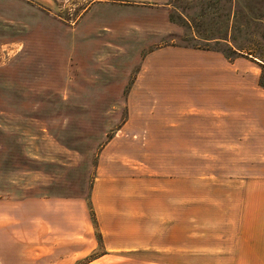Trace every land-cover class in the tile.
<instances>
[{
	"label": "rangeland",
	"instance_id": "1",
	"mask_svg": "<svg viewBox=\"0 0 264 264\" xmlns=\"http://www.w3.org/2000/svg\"><path fill=\"white\" fill-rule=\"evenodd\" d=\"M164 21L171 25L166 34ZM163 44L246 58L261 76L264 0H0V210L28 199L35 214L36 200L44 198L45 210L60 212L44 222L40 239L34 221L22 217V227L0 231V264H243L228 256L242 203L231 202L229 191L243 189V135L229 127L228 111H213L202 134L123 129L132 112L156 110L146 96L130 102L131 85L146 51ZM212 122L218 129L206 133ZM184 143L187 180L172 181L188 194L187 252L145 249L101 257L106 249L91 190L104 149L111 144L110 153L140 156V180L150 190L154 167L179 169V152L167 144ZM180 161L183 175V156ZM86 206L92 225L84 221ZM82 236L84 253L68 244ZM63 257L66 262H56Z\"/></svg>",
	"mask_w": 264,
	"mask_h": 264
},
{
	"label": "crops",
	"instance_id": "2",
	"mask_svg": "<svg viewBox=\"0 0 264 264\" xmlns=\"http://www.w3.org/2000/svg\"><path fill=\"white\" fill-rule=\"evenodd\" d=\"M141 1L165 4L169 0ZM163 25L164 34L171 31L170 24L164 21ZM146 52L131 85L130 102H140L146 96L148 103L157 104L156 110L146 116L132 112L123 129L126 127L133 135L143 134L145 129L148 134L159 135L202 134L205 119L214 118L213 111L227 110L229 127L239 129L243 135V189L229 191L231 202L242 200L238 204L237 233L229 236V261L264 264V87L260 84V67H254L246 58L230 60L225 53L214 49L163 44ZM140 90L145 94L140 95ZM160 103L165 109L163 113L157 110L161 108ZM214 127L218 129V122L208 125L210 130L206 133L213 134ZM111 146L108 144L101 155L98 176L91 190L97 227L106 249L101 257L145 249L187 252L188 194L186 187L182 191L172 181L179 179L180 185L182 176L183 182L187 180V144L170 147L167 144L169 149L179 152V169L156 171L154 167L150 190L140 180L137 163L142 160L140 156L133 155V159L125 152L110 153ZM28 202L24 199L19 208L0 210V231L16 223L22 227V217L34 221L31 223H35L37 239L42 238L44 222L53 221L54 215L60 214L59 208L52 206L45 210L44 198L37 199L34 214ZM10 215L19 218L9 223ZM83 216L92 225L87 206ZM27 225L31 224L26 222ZM82 238L68 243L69 246L86 252L88 246ZM39 246L38 243L36 248ZM56 262H66V257Z\"/></svg>",
	"mask_w": 264,
	"mask_h": 264
},
{
	"label": "trees",
	"instance_id": "3",
	"mask_svg": "<svg viewBox=\"0 0 264 264\" xmlns=\"http://www.w3.org/2000/svg\"><path fill=\"white\" fill-rule=\"evenodd\" d=\"M260 84L264 87V72L260 76Z\"/></svg>",
	"mask_w": 264,
	"mask_h": 264
}]
</instances>
